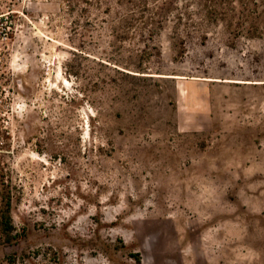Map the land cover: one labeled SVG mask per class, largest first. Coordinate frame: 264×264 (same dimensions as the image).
Wrapping results in <instances>:
<instances>
[{
  "label": "rangeland",
  "instance_id": "obj_1",
  "mask_svg": "<svg viewBox=\"0 0 264 264\" xmlns=\"http://www.w3.org/2000/svg\"><path fill=\"white\" fill-rule=\"evenodd\" d=\"M0 264H264V0H0Z\"/></svg>",
  "mask_w": 264,
  "mask_h": 264
},
{
  "label": "trees",
  "instance_id": "obj_2",
  "mask_svg": "<svg viewBox=\"0 0 264 264\" xmlns=\"http://www.w3.org/2000/svg\"><path fill=\"white\" fill-rule=\"evenodd\" d=\"M19 193L20 188L13 183L8 168L0 164V242L11 243L19 236L13 217Z\"/></svg>",
  "mask_w": 264,
  "mask_h": 264
}]
</instances>
